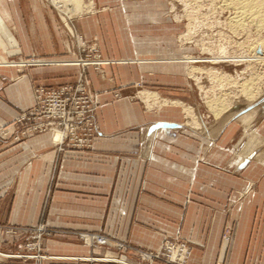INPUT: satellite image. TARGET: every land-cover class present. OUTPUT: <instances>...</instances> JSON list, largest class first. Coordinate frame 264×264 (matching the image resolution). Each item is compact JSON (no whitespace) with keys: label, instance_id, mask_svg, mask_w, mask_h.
Masks as SVG:
<instances>
[{"label":"crops","instance_id":"obj_1","mask_svg":"<svg viewBox=\"0 0 264 264\" xmlns=\"http://www.w3.org/2000/svg\"><path fill=\"white\" fill-rule=\"evenodd\" d=\"M40 4L0 0V57L71 59L68 41ZM60 65L35 67L22 76L0 67V128L33 105V86L62 82L71 67ZM248 112L254 118L246 133L264 139V98ZM174 116L170 110L147 113L137 103L109 102L95 114L99 135L91 150L57 157L48 133L0 148V264H105L89 261L102 250L76 244L75 231L99 232L148 252L178 236L192 243L188 264H264V245L255 240L264 238V159L258 156L264 145L239 168L238 159L230 158L232 148L244 144L240 116L222 123L216 144L207 147L201 134L187 133ZM42 216L55 231L43 240L44 252L82 263L1 256L14 252L2 230L35 226ZM225 228L229 240L223 239Z\"/></svg>","mask_w":264,"mask_h":264},{"label":"rangeland","instance_id":"obj_2","mask_svg":"<svg viewBox=\"0 0 264 264\" xmlns=\"http://www.w3.org/2000/svg\"><path fill=\"white\" fill-rule=\"evenodd\" d=\"M38 1L54 17L59 36L68 41L71 59L0 57V67L15 64L19 76L35 67L60 64L71 70L58 85L32 87L33 105L0 128V148L62 127L65 137L52 144L57 157L67 151L91 150L99 135L95 114L102 104L115 101L137 103L147 113L170 110L180 128L201 134V143L207 147L217 139L226 119L259 108L264 98V61H247L261 54L264 30L254 27L256 17L253 25L234 28L229 23L234 12L224 8L221 0H74L69 20L62 19L51 0ZM190 58L199 62L191 64ZM192 68L197 72L191 73ZM209 69L215 72L214 80L206 75ZM141 94L148 95L147 103ZM235 106L241 108L239 112L225 114ZM242 146L243 142L232 148V163ZM258 156L264 159V147ZM55 177L53 171L52 185ZM1 233L10 238L14 249L13 254L1 255L5 258L36 263L83 261L44 252L43 240L55 231L47 227L43 216L35 226L10 227ZM228 236L230 229L225 228L223 239L229 240ZM73 238L92 252L102 250L89 261L105 264H188L192 253V243L178 236L164 238L156 252L134 250L99 232L75 231ZM255 240L264 245L263 237ZM168 245L188 248V259L178 262V254L172 259Z\"/></svg>","mask_w":264,"mask_h":264},{"label":"bare ground","instance_id":"obj_3","mask_svg":"<svg viewBox=\"0 0 264 264\" xmlns=\"http://www.w3.org/2000/svg\"><path fill=\"white\" fill-rule=\"evenodd\" d=\"M74 2H75L74 0H71V2L69 0H51L50 3L58 11V13H61L63 15V16H61L63 20H65V19L69 20L70 17L72 16L73 12H74L73 11ZM221 2H223V4ZM221 2H220V5L222 4L224 8H226V9L228 8V9L233 10L234 15L232 18H230L231 20L229 19V21H231L229 23H232L234 28H236V29L239 28L241 30V28H243L245 26V24H248V23L251 24L253 22L254 18L256 17L257 19H255V21L256 20L257 21L254 22L256 24V26L254 25V27H256L257 30H259L258 27H260V29L264 30V27L261 28V25L263 26V23H264V1L263 0H223V1L221 0ZM219 7H220L219 9H221L222 6H219ZM223 7H222V9H223ZM74 9H75V7H74ZM254 23H252V25ZM249 28H251V27H249ZM257 46H258V44H257ZM260 49H261V54L259 56L257 54L253 55L251 58H248L247 61H249V62H251V61H264V42H262V44H260ZM188 61L191 64L199 62V60H196L193 58L188 59ZM243 61H245V60H243ZM226 62H228V61H226ZM32 63H35V62L33 61ZM1 64L2 63L0 62V65ZM38 64H39V62H38ZM15 66L16 65L14 64L11 66V68L15 69ZM196 69L192 68V70L190 69V72L195 73V72H197ZM206 75H208V77L211 80L215 79V72L210 71V69H209V73ZM226 77H227L226 79H229L228 76H226ZM141 99L147 103L150 98L148 97L147 94H141ZM221 107L222 106H220L219 109ZM240 109L241 108L239 106H235V107H231V108L229 107L228 110L225 112V114L230 115V113H231V115H234L235 113L239 112ZM213 110H215V109H213ZM187 112L190 113L189 111H187ZM214 113H215V111H214ZM216 114H217V112H216ZM225 116H227V115H225ZM253 118H254V113H251V112H247L240 117V120H241L240 122H242V124L244 125V134H243L244 135V144H243L242 152L239 153L240 156L237 157L238 160H237L236 165L239 167L241 165L245 164L246 162H248L249 158L253 157L251 152H253V150L257 148V147H255L256 145H258V146L264 145V139H262L259 135H257L256 133H252V134L246 133L248 124L250 123V121ZM226 121H227V119L225 120V122ZM52 131L53 132L51 134L48 133L51 135L50 137H51L52 144L60 142L66 135V133H65L66 131L62 127L54 128ZM254 158H257V156L256 157L254 156ZM87 240H88V238H87ZM167 247L172 252V259L174 257H176L177 254H178V257H180L181 261H184L187 258L188 248L183 249L181 251L180 248L175 249L171 245H168ZM174 251H176V252H174Z\"/></svg>","mask_w":264,"mask_h":264},{"label":"built area","instance_id":"obj_4","mask_svg":"<svg viewBox=\"0 0 264 264\" xmlns=\"http://www.w3.org/2000/svg\"><path fill=\"white\" fill-rule=\"evenodd\" d=\"M178 248H180V250L182 251L183 249H187L186 247H184V246H182V247H178ZM169 249V248H168ZM169 251H171L170 249H169ZM170 255H171V253H170ZM187 255H188V253H187ZM171 260V259H170ZM171 261H173V260H171ZM178 262H183V261H179V260H177ZM176 262V261H175Z\"/></svg>","mask_w":264,"mask_h":264},{"label":"water","instance_id":"obj_5","mask_svg":"<svg viewBox=\"0 0 264 264\" xmlns=\"http://www.w3.org/2000/svg\"><path fill=\"white\" fill-rule=\"evenodd\" d=\"M161 127H172V125L163 124V125H161Z\"/></svg>","mask_w":264,"mask_h":264}]
</instances>
